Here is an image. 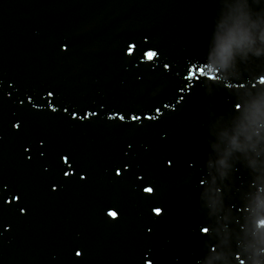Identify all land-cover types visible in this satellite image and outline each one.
Here are the masks:
<instances>
[{"label": "water", "instance_id": "95a60500", "mask_svg": "<svg viewBox=\"0 0 264 264\" xmlns=\"http://www.w3.org/2000/svg\"><path fill=\"white\" fill-rule=\"evenodd\" d=\"M0 264H264V0H0Z\"/></svg>", "mask_w": 264, "mask_h": 264}, {"label": "snow or ice", "instance_id": "6c2138e0", "mask_svg": "<svg viewBox=\"0 0 264 264\" xmlns=\"http://www.w3.org/2000/svg\"><path fill=\"white\" fill-rule=\"evenodd\" d=\"M155 55H156L155 52H151V51H149V52L147 53V59L151 60V59H153V58L155 57ZM48 95H49V96H52V93H49ZM88 115H91V113H89ZM119 118H120L121 120L124 119L123 116H120ZM131 118H132L133 120H137V119H139V117H137V116H132ZM63 159H64L65 163H68V157L65 156ZM65 175H68V173L66 172ZM111 215H116V213L113 212V213H111Z\"/></svg>", "mask_w": 264, "mask_h": 264}]
</instances>
